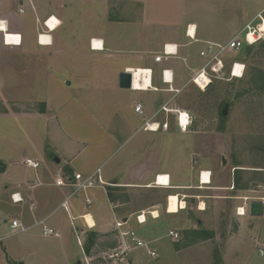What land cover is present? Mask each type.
<instances>
[{
    "label": "crops",
    "instance_id": "crops-1",
    "mask_svg": "<svg viewBox=\"0 0 264 264\" xmlns=\"http://www.w3.org/2000/svg\"><path fill=\"white\" fill-rule=\"evenodd\" d=\"M206 2L0 0V23L8 34L21 39L20 44L7 45L0 31V119H31L29 133L35 137L28 147L8 145L0 138V147L9 149L0 151V264H55L60 253H64L63 264H72L73 231L89 247L111 248L118 245L117 222L125 223L121 230H132L149 244L158 253L159 264L189 263L191 256L182 254L189 245L173 249L170 230L182 240L181 231L203 227L207 219L216 222V210L209 205L218 201L236 204L235 212L250 200L264 203L262 186L246 190L243 196L231 193L235 170L218 165V154L207 148L205 132L195 126L193 113L175 102L204 63L200 53L207 45L226 43L238 32L222 35L214 4L209 5L211 16H203ZM49 23L57 24L55 30ZM42 34L49 38L45 43L38 39ZM222 38L229 39L220 42ZM166 45H175L177 56L156 63L154 57ZM131 70H150L151 88H120L119 75ZM164 70L171 73V81L166 80L170 74L163 78ZM9 74L19 80H11ZM26 76L38 78L42 93L28 94L34 85ZM68 103L70 107L80 103L79 119L88 125L85 132L80 126L77 131L63 127L62 121L74 117L71 112L64 114ZM94 103L98 104L95 111ZM165 103L169 109L190 114L193 122L187 132L179 131L174 114L155 115ZM137 104L142 115L134 111ZM33 105L39 109H28ZM146 120L166 122L167 130L145 132L141 127ZM40 122L43 133L35 128ZM26 159L39 167H26ZM96 170L106 183L102 188L72 195L71 186L55 185L58 178L67 182L75 174L89 176ZM200 171L210 172L209 183L200 182ZM13 194L22 201L14 203ZM171 196L179 204L175 214L167 210ZM237 200L243 203L238 205ZM138 216L144 223L137 222ZM12 220L27 230L12 233ZM235 221L241 226L225 238L227 248L220 257L224 264L249 262L253 253L264 249V211L257 218L236 213ZM40 222L58 236L43 237ZM240 233L244 238L238 241ZM165 238L171 240L168 246ZM132 254L142 257L138 262L156 261L143 249ZM193 260L208 264L211 257L198 255Z\"/></svg>",
    "mask_w": 264,
    "mask_h": 264
},
{
    "label": "rangeland",
    "instance_id": "rangeland-1",
    "mask_svg": "<svg viewBox=\"0 0 264 264\" xmlns=\"http://www.w3.org/2000/svg\"><path fill=\"white\" fill-rule=\"evenodd\" d=\"M210 4L215 5L214 19L217 26L222 25V35H224L227 32L239 31L243 24L264 6V0H207L203 16L210 15ZM228 39L222 38L220 42ZM223 61V71L212 80L206 90L201 91L189 83L176 95L175 102L193 113L195 126L205 132L207 148L210 150L214 148L218 154V165L226 167L227 171L235 170L234 187L231 193L243 196L248 189L256 190L257 186L264 188V43L228 53L223 57ZM232 62L244 64L245 69L241 78L230 77L229 70ZM3 73L6 75V72ZM9 76L11 80H19V77L11 74ZM26 77L25 79H28V76ZM28 80L34 85H31L28 94L36 95L41 90L37 87L38 78L30 76ZM68 106L64 114L71 112L74 113V117L71 121L67 119L62 121L63 127L76 130L80 126L85 132L87 124H84V119H79L82 116L80 103L71 105L72 107L68 103ZM91 106L95 111L98 104L94 103ZM28 109L38 110L39 108L33 105ZM224 109L227 112L225 116L222 115ZM30 120L27 118L21 121L12 118L0 119V138L8 142V145L28 147L35 140V137L29 133L32 127ZM35 128L39 133H43L41 122L35 124ZM5 146L0 147L2 148L0 151L7 152L9 149ZM235 202L238 205L243 203L242 200ZM235 205L228 200L218 201L215 205L211 204L209 207L216 210V222L213 219H207L203 227L180 232L183 241H174L173 249L178 250L185 244L189 245L190 248L186 249L189 251L182 254L190 255L192 262L184 264H206L200 260L197 262L193 260L198 255H210L211 262L208 264H224L220 257L227 248L225 238L241 226L235 221ZM72 233L69 249L72 264H159L160 259L138 262L142 260V257L135 254L122 258H109L108 256L115 254L117 246L104 248L105 246L101 244L97 248L89 247L84 242L85 238L78 235L77 230ZM236 237L238 241H241L244 235L240 233ZM17 238L15 237L14 240ZM202 240L207 242L194 246V243H200ZM163 243L167 246L171 244L170 238H165ZM75 253L77 257L73 259ZM63 256L64 253H60L55 264H63ZM239 264H264V257L253 253L249 262Z\"/></svg>",
    "mask_w": 264,
    "mask_h": 264
},
{
    "label": "built area",
    "instance_id": "built-area-1",
    "mask_svg": "<svg viewBox=\"0 0 264 264\" xmlns=\"http://www.w3.org/2000/svg\"><path fill=\"white\" fill-rule=\"evenodd\" d=\"M51 18H49L48 21H50ZM57 25V24H55ZM47 26V25H46ZM19 36V35H18ZM41 36L39 35L38 39H40ZM21 39L18 38V44H20ZM260 43H264V7L255 14V16L250 19L248 22L244 24V26L232 37L230 38L226 43L223 44H215V43H209L205 49V51L200 53V56L204 58V63L202 66L192 75V77L189 80V83L193 84L196 88H198L201 91L206 90L209 85L212 83V80L218 77V75L223 71L224 69V61L223 57L228 53H234L239 51L243 47H251ZM177 56V47L175 45H166L164 46L163 50L157 54L154 57V61L156 63H161L163 61H167L168 59ZM238 66V71L240 72V75L238 77L233 76V70ZM244 64L239 62H232L229 70V75L231 78H241L244 73ZM128 73L131 74V87L129 90L133 91H144L147 90L150 87V81H151V71L150 70H137L133 72L132 70ZM163 78H166V75L170 74V77L166 80L171 81V73L167 70L162 71ZM135 79L141 86L135 87L134 81ZM148 82V83H147ZM135 113L142 115L143 110L142 106L140 104H137L134 108ZM172 113L175 116V122L176 126L179 129L180 132L185 133L188 131L189 127L192 125V117L190 114L186 111L180 110V109H169L167 107V104H160L159 109L155 115L158 113ZM167 123L164 122L162 124L152 121V120H146L144 121L141 129L145 132H157L159 129L167 130ZM24 165L26 167L37 169L39 167V163L35 162L31 159L24 160ZM206 176V180H203V177ZM200 182L203 183H209L210 182V172H199ZM159 178V177H158ZM157 178V179H158ZM168 183V181H167ZM55 185L57 186H71L72 195L75 194L78 191H84L89 188H95L99 187L102 188L106 185V183L102 180L100 176L99 170H96L93 174L89 176H82L81 174H75L72 179L65 182L62 180V178H58L55 180ZM12 201L14 203H19L22 201L19 194H13L11 196ZM69 198H66L64 202L61 204V207L63 209H66L68 204ZM246 200V199H245ZM170 203V197L167 199V207ZM168 210V209H167ZM236 213L239 216L245 215L247 213V206L243 208H238L236 210ZM137 222L139 224L144 223L145 219L143 216H138L136 218ZM39 225H41V233L43 237H57L58 233L55 232L53 229L45 226L43 222H40ZM125 225V223L117 222L115 224V227L117 229V236H118V245L115 249V254L113 256H108L109 258H122L123 256L131 254L133 251L136 250H145L146 255L151 260L158 259V253L153 250L149 244L142 241L136 232L132 230H121V228ZM9 228L12 233H22L27 230L19 221L12 220L9 223ZM168 236L172 238L174 241L180 240V235L178 232L170 230L168 232ZM258 255L261 257H264V249H258Z\"/></svg>",
    "mask_w": 264,
    "mask_h": 264
},
{
    "label": "bare ground",
    "instance_id": "bare-ground-1",
    "mask_svg": "<svg viewBox=\"0 0 264 264\" xmlns=\"http://www.w3.org/2000/svg\"><path fill=\"white\" fill-rule=\"evenodd\" d=\"M53 21H55V20L53 19ZM54 24H56V23H49V28H51L50 30H55L54 28H56V27L54 26ZM0 31L4 32L7 45H16L17 44L16 42H18L19 36L8 34V32L6 31L5 26L2 23H0ZM42 35H45V34H42ZM40 40H41L42 43H45L47 40H49V38H48V36H41ZM239 75H240V72L238 71V66H237L233 70V76L238 77ZM134 86L135 87H139V86H141V84H139L137 82V80L135 79ZM178 210H179V204L177 202V198L175 196H171L170 197V203H169V206H168V212L171 213V214H175V213L178 212ZM88 222H89V224H91L89 219H88Z\"/></svg>",
    "mask_w": 264,
    "mask_h": 264
},
{
    "label": "water",
    "instance_id": "water-1",
    "mask_svg": "<svg viewBox=\"0 0 264 264\" xmlns=\"http://www.w3.org/2000/svg\"><path fill=\"white\" fill-rule=\"evenodd\" d=\"M118 85L122 89H130L131 87V74L128 72H123L119 75L118 78ZM226 110L224 109L222 111V115H226ZM56 162H58L57 159H55ZM264 211V203L262 201L258 200H250L247 204V214L250 217H262Z\"/></svg>",
    "mask_w": 264,
    "mask_h": 264
},
{
    "label": "trees",
    "instance_id": "trees-1",
    "mask_svg": "<svg viewBox=\"0 0 264 264\" xmlns=\"http://www.w3.org/2000/svg\"><path fill=\"white\" fill-rule=\"evenodd\" d=\"M252 47V46H251ZM247 48H250V47H247Z\"/></svg>",
    "mask_w": 264,
    "mask_h": 264
}]
</instances>
